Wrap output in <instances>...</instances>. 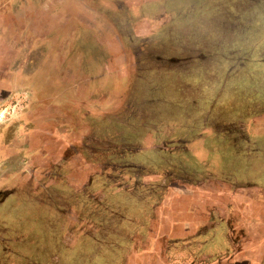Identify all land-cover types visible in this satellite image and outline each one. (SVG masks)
<instances>
[{
    "label": "rangeland",
    "instance_id": "1",
    "mask_svg": "<svg viewBox=\"0 0 264 264\" xmlns=\"http://www.w3.org/2000/svg\"><path fill=\"white\" fill-rule=\"evenodd\" d=\"M155 1L145 3L141 10L134 8L128 22L120 12L124 4L119 5L122 9L111 18L117 28L142 19L140 11L148 14L145 18L150 24L143 23V27L149 25L147 32L127 37L129 46L124 34H116L115 57L120 59L103 67L99 76V63L111 50L100 55L91 49L82 58L72 44L61 50L77 27V17H65L63 24L70 33L62 35L61 16L37 14L31 21V11L21 17L13 15L18 11L16 3L10 5L11 11L0 13L1 28L10 30L8 40L23 24L36 25L40 34L26 41L34 32H17L18 42H31V47L22 48L14 64L0 62V75L13 74L8 81L11 90L0 95V212L4 214L0 264L116 263L119 259L114 254L111 257L114 252H109V245L124 246L127 230L133 234L132 243L139 238L135 226L129 227L131 217L136 218L132 209L140 195L133 196L134 185L154 187L163 180L171 182L162 174L182 168L220 181L224 156L238 157L235 165L240 170L258 160L264 164V148L257 159H244L231 152L228 144L238 137L239 122L251 112L264 113V52L261 57L255 52L243 55L246 38L241 27L249 28L250 43L259 41L254 32L264 27V0ZM4 4L8 5L0 0V11ZM247 17L250 22L245 25ZM94 36L96 47L102 34ZM203 45L208 48L210 64L199 71L208 79L198 80L195 64L199 57L190 52ZM130 46L134 47L133 59L121 65L122 56L131 53ZM8 52L12 56L15 49ZM63 83L69 88L65 92H70L64 99L60 97ZM29 89L36 99L56 106L48 109L49 115L40 113L41 128L23 118L32 107ZM50 91L58 96L44 97ZM217 126H221L219 132L213 129ZM246 135L255 138L249 129ZM256 181L264 189V176ZM242 197L237 207L255 218L244 229L238 226L235 239L259 236L264 249V192ZM257 200H262L258 214L253 210ZM226 219L233 229L240 217L233 211ZM213 237L209 243L204 241L206 236L197 239L200 244L205 242L203 247L192 246L204 249L199 253L209 256L201 260L205 264L223 253L217 252L220 240Z\"/></svg>",
    "mask_w": 264,
    "mask_h": 264
},
{
    "label": "crops",
    "instance_id": "2",
    "mask_svg": "<svg viewBox=\"0 0 264 264\" xmlns=\"http://www.w3.org/2000/svg\"><path fill=\"white\" fill-rule=\"evenodd\" d=\"M44 1L46 2L48 0ZM152 1L156 2L155 0H59V16L63 17L64 20L65 17L73 15L72 17H77L78 21L75 31L71 33L69 37L66 36L68 39L65 45H61V50L63 51L65 46L69 47L72 44V46L81 54L80 58H82L84 54L90 53L89 50L91 49L93 50L96 48L94 52L98 51L100 55L104 54V52H106L105 54H108L111 50L112 52H110V55L104 57L99 63V66H101L100 69L97 70L99 76L101 71L104 70L103 67L114 65V63L116 64L117 62L116 60L120 59V57H115L116 34H119L118 32L124 34L123 38L129 46L127 37L130 34L138 36L141 32H147L149 25L143 27V23L146 22L150 24L149 18H145V15L147 16L148 14L140 11L139 17L142 19H136V21L132 23L122 24L121 28H117L115 26L116 23L113 24L111 18L117 16L119 10L122 9H118L119 5L121 3L124 4V11L122 10L120 12L123 13L122 15L127 18L126 20L128 22V15L134 8H139V10H141L145 3H151ZM157 1L162 2L163 0ZM74 4H76L74 9L77 10V13H68L66 10ZM147 9L148 8H146V10ZM158 9L161 12L164 7L160 4ZM160 12L158 14H160ZM48 15L52 16L53 14ZM152 16L153 15H151L150 18ZM155 16L156 15L153 17ZM78 17H80V20L82 18V20H78ZM84 18L86 20H84ZM243 22L247 25V23L250 22L249 18H245ZM62 27L64 26H61V28ZM241 27L244 37L246 38L244 44L245 53L243 55H246L248 52H255L258 56L261 55V53L264 52V27L262 28L263 30L259 28L254 32L255 35L257 34L256 38L260 42H255V40L251 43L249 42L250 39L247 32L249 31V28L244 31V26ZM33 32L34 34L29 35V40L40 36L37 30H34ZM60 32L62 35L63 33H70L69 29L65 28H62ZM6 33L8 32L4 30V28L0 29V48L3 49V52L0 53V58L7 62L6 56L7 54L9 55L8 50L13 47H18L19 45L17 41H13V43L10 44L7 43V41L3 39L4 36H6ZM28 33H32V31ZM44 33L45 32L42 34L43 36L47 35ZM96 33H100L102 36L95 47L94 42L98 41L95 40L94 34ZM15 35L19 37L20 34ZM45 39L48 40V36H45ZM130 49V55L126 54L125 56H122L123 62L121 65L125 66L128 58L132 61V50L134 47L130 46ZM18 50H20V48H18ZM191 53H193L191 56L194 58L195 56L199 57V60L195 64L197 69L196 78L198 80H207L208 76L202 70L199 71V68H206L210 64L208 48L203 45L202 48L192 49L190 54ZM261 61H264V58ZM117 64L119 65L120 63ZM216 65L217 67H221L219 62H216ZM101 74H103V72ZM12 76V73H9V77H7L6 74L4 81L5 84H7V89H5L3 93L7 94L11 90V84L8 81L13 80L11 78ZM100 78L98 80H100ZM103 78L104 76L101 78L102 81H104ZM63 86L62 93H60L62 99L69 97L70 93L65 92L64 88L67 90L69 89L67 86L65 87V83H63ZM78 89L77 93L80 92ZM52 91L45 93L44 97L58 96L55 93L53 94ZM28 94L29 98H32V101L30 102L32 107L24 112L23 118L28 121L34 120V128H41L44 121L42 118H38L40 113L49 115V113L51 114V111L48 109H52L51 107L56 106H53L50 103H43L40 99H36V95L33 93L32 89L28 90ZM202 112L203 120L207 119V112H204V110ZM262 123H264V113L252 112L251 116H248L245 121L243 120L239 122V124L236 125L238 137L232 138L231 142H228L232 147L231 152L235 151L238 156H241L244 159H257V154L264 148V125ZM227 128L231 131L233 129L231 127ZM213 129L219 132L221 126H217ZM224 129L225 128H223L222 131H224ZM246 129H249L255 138L249 139L246 137ZM241 151L244 153H240ZM249 151L253 152L249 154L247 153ZM227 154H230V151ZM197 157L200 158L199 156ZM237 158L238 157L224 156L220 159V181L217 179L213 180L206 174L201 173L198 175L199 172H197V175L192 171L187 172L182 168L179 169L178 172H165L162 174L163 178H168L172 180L171 182L163 180L162 184L160 183V185L154 187H149V185L143 184L134 185V188L131 190L132 192H135L133 196L137 194L140 195L136 196V202L133 204V209L145 210L138 213L139 215L135 216L136 218L131 217L129 221L131 222L130 225H136L135 235L139 238L136 239L135 243H132L133 239L131 238L133 237V234L127 230V234L126 231L125 234L129 238L126 237L124 239V246L117 248L109 245V252H114L111 257H113V254H117L119 255L118 259L121 260L118 261V263H115V261H111V263L205 264L201 262V260L207 257L209 258V256L206 257L203 253L202 255L199 253L204 252V249H192V246L202 245L203 247L205 242L200 244L201 242L199 241L201 240L198 241L197 239H203L202 237L206 236L207 238L204 241L208 240L210 242V240H215L213 237L215 236L221 243H219L218 249L220 251L217 252L223 253L213 256L214 258L212 259L211 264H262L264 261V249L260 246L262 238L259 236L248 235L247 239L244 238L239 240L235 239V236L239 234L238 226H240V229H244L246 225L251 223L252 218L254 217V214L253 216H247L244 208L239 209L237 206L240 203H243L241 201L244 199L242 197L244 194L264 192L259 181H256L257 178H262L264 176V164H261V161L258 160V164H253L249 166L250 168L240 170L239 167L235 165V160ZM201 175L204 178L200 177ZM187 178L189 180L192 179V181H187ZM153 188L157 191H154ZM253 202L255 204L253 210L255 212L256 210H260L262 200ZM219 205L224 206L226 210L223 212L222 208L218 210ZM233 211L236 213L237 218L240 217V220L238 219L235 228L230 229L228 219L226 218L227 215L232 214ZM256 213L258 214V212ZM223 214H226V217L220 216ZM2 215L4 214L0 212V219L2 218ZM3 219L5 221L6 217H3ZM130 230L133 231L132 229ZM1 231L4 232L5 229L2 228ZM128 233H130V235ZM2 241L4 242V240ZM190 253L192 254L190 255ZM197 254L201 256L198 257L196 256Z\"/></svg>",
    "mask_w": 264,
    "mask_h": 264
},
{
    "label": "flooded vegetation",
    "instance_id": "3",
    "mask_svg": "<svg viewBox=\"0 0 264 264\" xmlns=\"http://www.w3.org/2000/svg\"><path fill=\"white\" fill-rule=\"evenodd\" d=\"M4 1H6L8 3V5L6 6L4 4V6H2L3 11L1 10L0 13L3 14L5 9H8L9 11H11V9H9L10 5H13L14 3H16V6L18 5L17 6L18 11H16V12L14 11L13 15L17 14L18 17H21V14H24L25 11H31L33 13V16L29 17L31 19V21L33 20L34 17H38L37 14H44V16H50L48 14H53L51 18H54V17L59 16V13H60V3L55 2L56 0H48L46 2L44 0H4ZM74 7H76V4L72 5L70 8L68 7V10H66V11H68V13H70V14L77 13V10L74 9ZM42 9H43V12H41ZM71 16H73V15H71ZM61 20H62V22L60 21V23H62L61 26H64L65 23L63 24V17L61 18ZM27 25H29V26H27ZM27 25L23 24V25H20L18 28H15L12 31V34H13L14 37L11 40H8V38H9V37H7L8 33H6V36H4L3 39L5 41H7V43H9V44L13 43V41H17L18 42V38L20 36L17 37L15 35V34H18L17 32H19V33H28L30 31H32V33H33V31L35 30L34 28H35L36 25H30V24H27ZM62 28L63 29L64 28L68 29V27H66V26H64ZM0 29H2L1 26H0ZM4 30H6V27H4ZM6 31L8 32L10 30H6ZM43 32L48 34V32L46 30H43ZM26 41H30L29 37H28V39ZM18 45H19L18 47H15V48L13 47V48L10 49V50L15 49V52H14V54L12 56L10 55V53H9V55L7 54V56H6L7 62H6V60L4 61L2 58H0V62H3L6 65L14 64L16 62V59H17V51H18V54H19V52H20V50L22 48L31 47V42H29L28 44L24 45L20 41V42H18ZM18 48H20V50H18ZM2 52H3V49L0 48V53H2ZM4 79H5L4 74L0 75V95L3 94L5 89H7V84H5ZM114 258H116V259L119 258V255L114 254ZM118 261H121V260H116V263H118Z\"/></svg>",
    "mask_w": 264,
    "mask_h": 264
},
{
    "label": "trees",
    "instance_id": "4",
    "mask_svg": "<svg viewBox=\"0 0 264 264\" xmlns=\"http://www.w3.org/2000/svg\"><path fill=\"white\" fill-rule=\"evenodd\" d=\"M129 167V166H128ZM127 168V167H126ZM134 168V167H133ZM134 169H136V168H134ZM142 170V168L139 170V172L142 174V175H144L143 173V171H141ZM151 175H154V174H151ZM117 188V187H116ZM133 210V215L134 216H137V215H139L138 213H140V212H142V211H145V210H139V209H137L138 211H140V212H138V211H135L136 209H132ZM149 211V210H148ZM121 220H123V219H121ZM124 221V220H123ZM123 223V222H122ZM130 224H131V222H130ZM132 225H129V227H131ZM133 226H136V225H133ZM94 227V229L95 230H97V226L95 225V226H93ZM100 227V226H99ZM124 227V226H123ZM129 227H124L126 230L129 228ZM134 228H136V227H134ZM125 231V230H124ZM127 233V232H126Z\"/></svg>",
    "mask_w": 264,
    "mask_h": 264
}]
</instances>
